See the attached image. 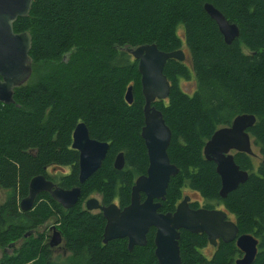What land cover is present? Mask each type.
Instances as JSON below:
<instances>
[{"label":"trees","instance_id":"16d2710c","mask_svg":"<svg viewBox=\"0 0 264 264\" xmlns=\"http://www.w3.org/2000/svg\"><path fill=\"white\" fill-rule=\"evenodd\" d=\"M213 5L237 25L240 35L226 45L216 23L204 10ZM14 32H29L32 76L15 90L14 103L0 104V249L24 238L16 257L3 254L0 264H50L45 236H25L54 220L60 224L70 257L62 264H158L155 230L145 246L128 251L125 240L102 243L106 221L85 208L99 196L103 206L131 203L135 181L146 175L147 149L141 137L144 97L138 63L124 48L155 44L160 51L183 50L184 62L169 60L164 75L171 85L169 98L154 106L172 132L167 150L179 173L171 178L160 212L173 213L189 191L202 206L222 209L240 235H253L264 264V2L262 0H35L27 18H19ZM192 81V93L182 82ZM133 87V103L126 102ZM240 115H252L249 130L261 161L237 153L235 162L247 171V182L225 199L216 165L205 160L206 142ZM84 123L92 139L110 145L101 168L79 183V153L72 149L76 126ZM119 153L125 166L114 168ZM70 172L51 177L47 169ZM44 176L69 190L81 188L80 202L69 210L48 194L36 199L32 210L21 212L33 178ZM144 199V197H143ZM182 264H235L242 257L235 243L219 242L213 254L204 250L205 234L182 230ZM18 239V240H19Z\"/></svg>","mask_w":264,"mask_h":264},{"label":"water","instance_id":"95a60500","mask_svg":"<svg viewBox=\"0 0 264 264\" xmlns=\"http://www.w3.org/2000/svg\"><path fill=\"white\" fill-rule=\"evenodd\" d=\"M35 0H0V104L14 103L15 90L29 82L32 76L33 59L30 56L32 37L29 32L15 33L14 24L19 18H27ZM264 2V0H262ZM204 10L216 23L226 45H231L239 38L237 25L211 4H205ZM138 63L141 76L142 95L144 97V127L141 137L144 140L149 166L147 173L139 177L132 188L131 203L121 209L113 203L103 206L98 198L88 199L85 208L89 212H100L106 225L103 243L127 239L128 250L143 247L147 243V234L155 229V258L158 264H182L179 241L182 230L193 234H205L209 245L217 248L219 242L235 243L243 254L235 264H253L259 241L248 234L240 235L238 226L224 210L192 209L191 198L185 196L173 213L160 212L161 203L166 200V193L171 178L179 169L171 164L167 150L172 139V132L166 125L163 114L154 104L169 98L171 85L164 75V68L169 60L184 62L183 50L163 52L155 44L135 48H124ZM126 102L133 103V87L128 88ZM256 123L255 116L240 115L229 127L219 129L206 142L203 156L206 161L216 165L221 179L219 195L225 199L230 193L249 178L235 162V155L242 153L254 157L253 142L249 130ZM72 149L79 153V183L84 184L102 166L110 150V145L90 137L84 123L76 126L73 133ZM125 166L124 154L119 153L114 161V168L122 170ZM42 193L48 194L65 210L76 206L82 197L81 188L65 190L44 176L33 178L29 193L20 202L21 212L32 210L36 199ZM144 197V199H143ZM28 233L26 237L30 236ZM62 236L54 229L50 241L51 247H58Z\"/></svg>","mask_w":264,"mask_h":264},{"label":"rangeland","instance_id":"374dc122","mask_svg":"<svg viewBox=\"0 0 264 264\" xmlns=\"http://www.w3.org/2000/svg\"><path fill=\"white\" fill-rule=\"evenodd\" d=\"M181 86H182V89L185 92H187V93H192L194 88H195V85H194V83L192 81H190V82H182ZM253 152L255 154V156L252 157L253 158V162H254L255 165H259V163L261 161V156L259 154L258 148H256L254 146V144H253ZM69 172H70V170L67 171V174ZM63 173H66V170H61L59 168H56L55 170L54 169H49V171H48V174L51 177H53V178H56L55 176L61 175ZM6 194H7L6 191L0 190V204L4 203ZM185 196L191 197V201L192 202H197V203H199L202 206V204H203L202 200L197 194H194L192 192L186 191L185 192ZM92 198H98L100 200V197L97 196V195L92 197ZM54 222H55L54 220H51L50 222H47L46 225L41 226L40 228L36 229L35 233L34 234L32 233L30 236L33 235V237L38 238V236H40V234L44 235L45 236V241L44 242L46 243L47 232H48V235L50 234L48 228L54 227L56 230H60V228H61L60 224H54ZM30 236H28V237H30ZM18 239L19 238L14 239L11 243L8 244V248L6 250V253H7L9 258L16 257V255H17L16 251H18L23 246L24 238H21L19 240ZM13 246H15V247L13 248ZM214 250H215V248H213L212 246L208 245V248L206 250H204V252H205L206 256L210 257L213 254ZM64 252H65L64 251V242L62 243V245L59 248L50 249V255L53 257L52 258L53 260H54V258L55 259H62L63 258L62 255H64ZM2 253H3L2 250H0V260L3 257Z\"/></svg>","mask_w":264,"mask_h":264},{"label":"flooded vegetation","instance_id":"af4514ba","mask_svg":"<svg viewBox=\"0 0 264 264\" xmlns=\"http://www.w3.org/2000/svg\"><path fill=\"white\" fill-rule=\"evenodd\" d=\"M49 169H56V168H49ZM49 169H47V172L49 171ZM64 174H67V171H66V173H64ZM73 189V188H72ZM70 190V189H69ZM6 198V197H5ZM191 198V197H190ZM6 200V199H5ZM191 203H192V201H191ZM3 204V203H2ZM2 204H0V205H2ZM220 210H222V209H220ZM90 213H100V212H90ZM49 229V235H48V232H47V236H46V243H48L49 244V246H50V241H51V238H52V236H53V233H54V227H50V228H48ZM152 230V229H151ZM155 230V229H154ZM35 231L36 230H34V231H32V232H29V233H35ZM59 233H61V231L60 230H57ZM150 232V231H149ZM149 232H148V234H149ZM52 233V234H51ZM155 233H156V231H155ZM147 234V235H148ZM61 236H62V243L64 242V255H62L63 256V258L62 259H55L54 258V260L52 259L53 257L51 256V255H49L48 256V260H49V262H50V264H62V263H64L69 257H70V255H71V253H69L67 250H66V247H65V240H64V238H63V235H62V233H61ZM25 238H28V237H26L25 236ZM155 238V237H154ZM122 240H125L126 241V245H127V249H128V241H127V239H122ZM62 243H61V245H62ZM102 243H103V239H102ZM104 244V243H103ZM61 245H59L58 247H49L50 249H52V248H59ZM105 245V244H104ZM15 246H13V248H14ZM12 248V247H11ZM1 250V249H0ZM6 250H7V248H5L4 250H2V256H3V254H7L6 253ZM129 251V250H128ZM130 252V251H129Z\"/></svg>","mask_w":264,"mask_h":264}]
</instances>
